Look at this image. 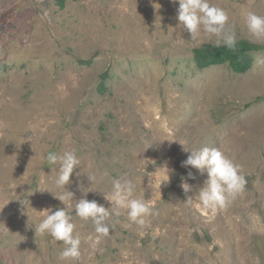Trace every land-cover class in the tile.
<instances>
[{
  "label": "rangeland",
  "instance_id": "rangeland-1",
  "mask_svg": "<svg viewBox=\"0 0 264 264\" xmlns=\"http://www.w3.org/2000/svg\"><path fill=\"white\" fill-rule=\"evenodd\" d=\"M209 3L226 11L236 41L264 47L245 23L249 11L264 16V0ZM177 8L0 0V264H264V66L254 62L264 50L245 73L226 63L199 69L194 49L218 37L178 26ZM179 142L220 149L239 165L244 190L227 207H200L206 173L181 166L188 153ZM72 149L81 163L62 188L44 158ZM164 165L174 172L159 189ZM188 171L191 205L180 187ZM121 177L154 205L149 224L120 210L94 243L91 219L73 210L80 255L61 260L63 242L34 230L40 211L74 206L87 192L112 213L104 196Z\"/></svg>",
  "mask_w": 264,
  "mask_h": 264
},
{
  "label": "clouds",
  "instance_id": "clouds-1",
  "mask_svg": "<svg viewBox=\"0 0 264 264\" xmlns=\"http://www.w3.org/2000/svg\"><path fill=\"white\" fill-rule=\"evenodd\" d=\"M173 2L178 4V26L186 29L191 34H196L203 26V30L206 33L218 37L216 46H220L221 41L229 47L235 46L236 38L234 32L225 28L228 14L223 8L211 5L209 0H173ZM245 23L253 35L264 37V16L249 11L245 16ZM254 62L258 67L264 66V55H257ZM180 144L183 150L188 153L186 159L181 162V166L185 168L190 166L201 174L206 173L207 178L198 189L200 207L209 210L227 207L231 200L244 190L246 179L240 174L239 165L235 164L220 149L207 146L187 148L184 144ZM44 163L58 166L59 174L55 182L57 186L65 188L71 182L70 177L74 169L78 168L81 162L76 150L72 149L62 154L48 151L44 158ZM148 163L152 162L149 160L146 164ZM171 172H174V170H170L167 165L163 166V171L158 178L159 189L162 184L167 185L170 182ZM193 178L191 171H188L187 179L181 178L180 187L186 194V205L192 204L191 196H187V193L192 191V185L187 180ZM89 191L93 190L90 189ZM32 192H29L28 195ZM86 194L87 192L84 197L77 200L74 206L64 204L66 206L64 208L54 210L52 207H48L40 211L43 218L35 226L34 230L41 235L47 234L51 236L55 241L63 242L65 247L60 252L61 260L78 259L80 255L79 246L81 239L79 235H73L75 228L71 216L73 210L81 219H91L97 233L94 243H98L101 237L109 234V227L105 221L112 214L120 215V210H126L128 219L142 227L149 224L146 217L153 215L154 205L145 202L143 198H136L134 195V183L123 177L114 179L112 191L104 196V199L110 205H113L112 213L109 212L104 204H100L94 199H87ZM72 195L73 193L69 191V198ZM55 197L64 203L65 197L63 195ZM2 208L0 207V209Z\"/></svg>",
  "mask_w": 264,
  "mask_h": 264
},
{
  "label": "trees",
  "instance_id": "trees-1",
  "mask_svg": "<svg viewBox=\"0 0 264 264\" xmlns=\"http://www.w3.org/2000/svg\"><path fill=\"white\" fill-rule=\"evenodd\" d=\"M56 1L61 5L64 0ZM260 50H264V47L246 39L237 40L234 47H229L224 43L220 46L205 44L194 49V60L199 69L226 63L234 72L245 73L253 65V53ZM99 87L103 85L100 84Z\"/></svg>",
  "mask_w": 264,
  "mask_h": 264
}]
</instances>
